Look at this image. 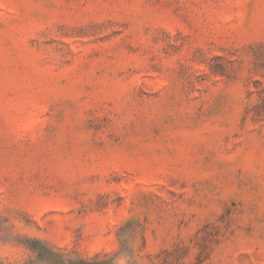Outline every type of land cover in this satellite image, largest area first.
Segmentation results:
<instances>
[{
  "label": "rangeland",
  "instance_id": "obj_1",
  "mask_svg": "<svg viewBox=\"0 0 264 264\" xmlns=\"http://www.w3.org/2000/svg\"><path fill=\"white\" fill-rule=\"evenodd\" d=\"M0 264H264V0H0Z\"/></svg>",
  "mask_w": 264,
  "mask_h": 264
}]
</instances>
